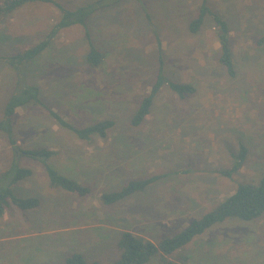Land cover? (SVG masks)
Segmentation results:
<instances>
[{
    "label": "rangeland",
    "instance_id": "1",
    "mask_svg": "<svg viewBox=\"0 0 264 264\" xmlns=\"http://www.w3.org/2000/svg\"><path fill=\"white\" fill-rule=\"evenodd\" d=\"M5 0H0V3ZM76 9L97 0H57ZM205 0H105L88 29L104 54L87 63L85 29L58 34L46 53L13 72L0 62V118L19 79L38 85L45 106L78 129L111 120L107 137L90 141L61 128L41 106L20 108L14 118L23 149H48V164L60 175L90 188L80 196L54 188L41 162L18 165L33 175L16 195L38 198L22 210L13 204L0 217V264H65L82 253L88 263L121 259L120 236L130 231L159 245L213 211L240 184H258L264 166V0H206L231 26L235 79L219 63L215 21L208 16L192 34L190 22ZM60 14L32 4L0 18V57L27 51L44 39ZM161 67L169 80L192 84L181 99L168 86L157 94L151 114L138 127L131 120L151 92ZM17 73V74H16ZM20 75H19V74ZM25 76V78H24ZM25 80V81H26ZM19 81V82H18ZM241 145L248 158L233 167ZM12 146L0 134V175L10 166ZM158 179L144 191L112 205L102 195L131 181ZM175 264H264V217L230 218L171 255ZM160 255L148 264H163Z\"/></svg>",
    "mask_w": 264,
    "mask_h": 264
},
{
    "label": "trees",
    "instance_id": "2",
    "mask_svg": "<svg viewBox=\"0 0 264 264\" xmlns=\"http://www.w3.org/2000/svg\"><path fill=\"white\" fill-rule=\"evenodd\" d=\"M37 3L53 6L58 10L60 16L57 22L50 28L46 37L35 44V46L23 53L0 57V62L6 63L12 70L13 77L20 67L23 70L26 64L46 53L59 33L74 26H81L85 29V36L89 44V51L86 58L87 63L90 66L98 67L103 62L104 54L96 48L91 39L88 25L89 21L96 13L110 7V4L106 3L105 0H97L90 4L72 9L67 8L57 0H5L0 3V18L13 15L20 9ZM208 16L214 19L216 25L215 30L220 43L219 63L226 68L228 75L235 79L237 76V69L233 61V48L231 45L232 28L228 21L224 19L221 14L214 12L207 5V1L205 0L199 9L198 16L190 22L189 30L192 34L199 33L206 23ZM258 45L264 46V36L261 37ZM22 78L23 77L19 79L22 83L19 85L17 83L16 91L12 92L13 94L8 98V102L4 106L0 118V134L5 135L9 140L13 155L9 168L0 175V217L5 214V209L11 206L10 204L22 210H33L40 205L41 201L38 198L25 199L16 195V185L19 182L28 180L33 175L31 169L23 168L18 165V161L23 157H29L44 165L52 187H59L80 196H85L90 192L89 187L76 180L60 175L48 164V160L55 155L54 151L48 149H23L18 145L14 123V118L18 109L30 106H41L45 108L49 116L54 119L61 128L70 130L78 138L86 141H90L95 135L106 138L107 131L114 126L113 121L106 120L87 128H76L66 121L59 113L45 106L38 85L31 84L28 78L27 80L25 79L26 81ZM164 86H168L170 90L181 99H185L187 95L196 92V88L192 84H182L166 78L163 68L161 67L157 81L153 85L151 92L142 100L131 120L132 126L138 127L144 123L146 118L151 114L157 94ZM247 158L248 149L246 146L241 145L240 153L234 156L233 167L223 171L222 174L231 177L233 173L240 172ZM157 179L158 178L155 177L147 180L131 181L121 190L103 194L102 201L106 205L115 204L135 193L144 191ZM262 217H264V166L258 184H240L236 191L225 198L216 209L204 215L201 219L193 221L179 234L164 240L159 245L130 231L123 232L118 241V247L122 253L121 259L113 264H148L158 255L162 257L161 261L163 264H175L169 257L190 244L197 236L203 235L215 224L223 223L230 218L253 221L259 220ZM65 264L100 263H88L82 253L74 252L66 257Z\"/></svg>",
    "mask_w": 264,
    "mask_h": 264
},
{
    "label": "crops",
    "instance_id": "3",
    "mask_svg": "<svg viewBox=\"0 0 264 264\" xmlns=\"http://www.w3.org/2000/svg\"><path fill=\"white\" fill-rule=\"evenodd\" d=\"M219 50H220V48H219Z\"/></svg>",
    "mask_w": 264,
    "mask_h": 264
}]
</instances>
